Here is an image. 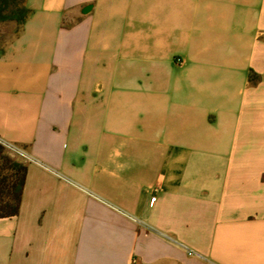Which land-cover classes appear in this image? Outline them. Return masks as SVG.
<instances>
[{
	"label": "crops",
	"instance_id": "obj_1",
	"mask_svg": "<svg viewBox=\"0 0 264 264\" xmlns=\"http://www.w3.org/2000/svg\"><path fill=\"white\" fill-rule=\"evenodd\" d=\"M26 7L0 140L35 161L0 264H264V0Z\"/></svg>",
	"mask_w": 264,
	"mask_h": 264
},
{
	"label": "trees",
	"instance_id": "obj_2",
	"mask_svg": "<svg viewBox=\"0 0 264 264\" xmlns=\"http://www.w3.org/2000/svg\"><path fill=\"white\" fill-rule=\"evenodd\" d=\"M28 15L26 0H0V20H14L17 24L14 39L22 32ZM249 78L254 82L258 76L251 73ZM26 174L27 167L21 159L0 145V219L19 214Z\"/></svg>",
	"mask_w": 264,
	"mask_h": 264
},
{
	"label": "rangeland",
	"instance_id": "obj_3",
	"mask_svg": "<svg viewBox=\"0 0 264 264\" xmlns=\"http://www.w3.org/2000/svg\"><path fill=\"white\" fill-rule=\"evenodd\" d=\"M16 31H17V24L14 20H4V21L0 20V50H2L10 41L14 39L16 35ZM6 150L9 151L8 149ZM9 152L13 156H16L11 151Z\"/></svg>",
	"mask_w": 264,
	"mask_h": 264
},
{
	"label": "built area",
	"instance_id": "obj_4",
	"mask_svg": "<svg viewBox=\"0 0 264 264\" xmlns=\"http://www.w3.org/2000/svg\"><path fill=\"white\" fill-rule=\"evenodd\" d=\"M0 143L9 151H11L13 154H15L17 157H19L20 159L23 160H30V161H35L33 160L27 153H25L23 150L11 145V144H7L4 143L0 140ZM182 247L187 251V254L189 256H198V254L196 252H194L193 250H189L188 248H186L185 246L182 245Z\"/></svg>",
	"mask_w": 264,
	"mask_h": 264
}]
</instances>
